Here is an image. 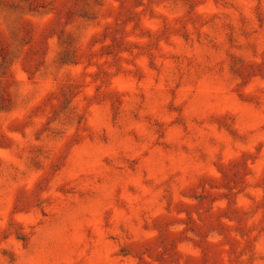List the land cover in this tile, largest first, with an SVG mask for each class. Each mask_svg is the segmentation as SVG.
Here are the masks:
<instances>
[{
  "label": "rangeland",
  "instance_id": "obj_1",
  "mask_svg": "<svg viewBox=\"0 0 264 264\" xmlns=\"http://www.w3.org/2000/svg\"><path fill=\"white\" fill-rule=\"evenodd\" d=\"M0 264H264V0H0Z\"/></svg>",
  "mask_w": 264,
  "mask_h": 264
}]
</instances>
